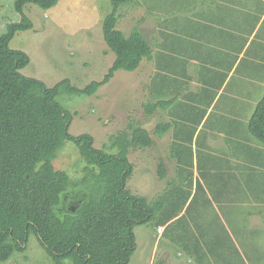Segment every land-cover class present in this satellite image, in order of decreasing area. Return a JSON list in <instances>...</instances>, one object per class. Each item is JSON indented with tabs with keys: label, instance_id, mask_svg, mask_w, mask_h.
<instances>
[{
	"label": "trees",
	"instance_id": "obj_1",
	"mask_svg": "<svg viewBox=\"0 0 264 264\" xmlns=\"http://www.w3.org/2000/svg\"><path fill=\"white\" fill-rule=\"evenodd\" d=\"M57 2L15 0L19 19L0 32V264L27 248L31 232L56 264L65 259H71L72 264H129L137 249L135 227L146 224L165 225L171 221L165 237L186 251L193 238L205 241L210 237V242L211 236L216 235L212 236L215 240L222 239L212 233L214 217L207 221L212 227L198 222L199 234L189 231L185 213H180L191 192L180 193V185L154 199L129 191L127 182L134 171L129 158L131 149L154 143L151 133L139 121H132L128 129L112 139L111 148L116 151L110 153L95 147L90 133L72 135V113L57 100L64 93L93 95L117 70L134 71L144 58H153L150 41L138 27L129 35L117 28L121 8L139 5L141 0H111L113 10L103 21V35L116 58L102 80H93L83 88L69 78L50 87L39 78L23 74L21 70L29 64L30 57L10 46L17 32L33 28V21L25 12L27 3L50 9ZM161 74L157 72L156 76ZM167 103L158 99L144 106L147 113L154 114ZM249 125L264 144V94ZM170 126L169 122L160 123L156 132L164 133ZM66 141L78 145L86 163L81 181L73 180L68 172L54 165L57 152ZM183 159L187 158H178V163ZM164 171L163 165L162 178ZM78 184L90 188L88 198L60 212L64 196ZM195 201L199 200L194 197L191 202ZM228 239L233 241L231 236Z\"/></svg>",
	"mask_w": 264,
	"mask_h": 264
},
{
	"label": "crops",
	"instance_id": "obj_2",
	"mask_svg": "<svg viewBox=\"0 0 264 264\" xmlns=\"http://www.w3.org/2000/svg\"><path fill=\"white\" fill-rule=\"evenodd\" d=\"M139 6L146 7L148 13L157 18L154 31L159 35L150 38L154 45L153 58H144L141 62L148 61L152 71L149 77L152 97L149 101L164 99L168 102L165 108H158L151 116H156L161 110L165 119L160 123L169 122L171 125L159 134L156 130L160 123L156 124L154 133H151L154 143L149 147L165 149L167 154L156 158L159 174L160 168L165 167L163 179L166 186L149 198L161 196L177 185H180V193L190 191V198L180 215L185 213L189 231L198 234V222L219 216L216 214L207 219L208 199L211 203L212 197L221 202L225 220L220 216L219 220L227 224L233 234L236 232L242 243L238 242L233 251L236 258L232 260L230 254L218 251L220 241L212 237L216 235L211 236L213 240L210 242H207L210 237L205 241L193 238L196 243L189 241L186 252L201 255L204 264L207 246L209 253L214 258L217 256L219 264H246L250 261L247 253L252 252V257L256 256L254 250H247L248 242L256 238L257 248L262 246L259 235L264 227V152L259 147L258 150L249 147L241 136H235L240 134L242 112L246 111L243 106L249 93V90H242L250 88L253 82H239L242 89L238 95L232 79L239 70L264 71V0H141ZM157 72L162 74L157 77ZM230 84L232 89L227 95ZM181 103H192L188 108L196 114L189 118L196 121L195 126L184 124L188 115L186 110L189 109ZM228 135L236 137L231 143L242 160L221 152ZM155 136L163 139L167 136L169 141L159 146ZM187 140L192 146H188ZM174 151H177L176 155ZM193 152L192 169L186 172L184 161L190 160ZM185 156L187 159L179 164L178 158ZM191 178V186L185 184ZM194 197L199 201L192 203ZM250 200L252 206L255 204L247 209ZM170 222L162 225L161 232L159 225L146 228L152 232L155 245L149 264L156 263L161 240L166 246L171 242L165 237ZM166 260L168 263L164 255L162 261ZM254 261L257 262L256 259Z\"/></svg>",
	"mask_w": 264,
	"mask_h": 264
},
{
	"label": "rangeland",
	"instance_id": "obj_3",
	"mask_svg": "<svg viewBox=\"0 0 264 264\" xmlns=\"http://www.w3.org/2000/svg\"><path fill=\"white\" fill-rule=\"evenodd\" d=\"M0 5V32H4L10 22L19 19V13L15 9V0H0ZM112 10L111 0H58L57 4L50 9H44L35 3H27L25 12L33 21V28L17 32L10 43L12 48L21 49L30 57L29 64L21 72L43 80L50 87L64 78H69L74 85L80 88L85 87L93 80H102L116 58L115 53L106 44L103 35V21ZM119 13L117 28L126 35H129L133 28L138 27L140 31L146 33L148 39L159 36L154 31L157 18L150 15L146 7L129 4L123 6ZM150 44L153 49L154 45L151 39ZM255 71L252 73L239 70L232 79V84L235 82L237 86L238 95L242 89L239 82H253L250 88L242 90H249V93L243 106L246 111L242 112L241 126L238 129L240 134L235 136H241L249 147L256 150L259 147L264 152V144L251 132L249 125L255 107L264 94V71ZM151 74L149 62L144 61L134 71L117 70L113 78L101 85L93 95L66 93L59 95L57 100L72 113L69 132L72 135L90 133L94 137L95 147L103 148L110 153L116 151L111 148L112 139L121 131L128 129L132 121H139L150 133H154V126L164 121L165 114L161 110L156 116H151L146 112L144 105L152 97L149 87ZM229 89H232L231 84L226 90L227 95L230 93ZM204 100L207 101V99ZM186 104H182V106L187 108L192 106V103ZM188 109L186 110L187 120H184V124L189 123V125L195 126L196 121L189 116L196 113L191 112V108ZM212 118L213 116L210 119ZM235 136H226L227 144L222 146L221 152L226 156L235 155L242 160V156L235 152L236 148L231 143V140H235ZM155 138L156 141L158 140L159 146H163L169 141L167 136L164 139L158 136ZM187 141L188 146H192L191 141ZM166 154L165 149H156L155 146L131 149L129 158L134 165V171L127 182V188L131 193L152 197L166 186L165 180L157 172L156 167V158L164 157L163 155ZM193 156L194 152L191 153L190 160L184 162L186 172L192 169L190 163L193 162ZM54 165L56 168L68 172L75 181H81L84 178L86 163L79 152L78 145L73 141H66L58 150ZM192 180L191 178L185 184H190ZM79 184L70 188L64 196L62 205L59 207L60 212L67 208H74L82 199L88 198L90 188ZM212 201L213 203L206 204L207 219L219 214L221 220H225L224 214L221 212V209L223 210L222 203L213 197ZM253 206L251 200L248 201L247 209ZM219 216H214L215 225L213 227L211 225L212 233H217L222 237L219 239L220 248L218 251L225 255L230 254L229 258L233 260L236 258L233 257V251L236 250L238 242L241 245L242 243L238 234L236 232L233 234L228 225L219 220ZM206 225L210 226L208 222ZM147 227L152 228L150 224L135 227L137 249L129 264L150 263L149 259L155 245L152 232H149ZM230 236L232 239L234 238L233 241H229L228 237ZM167 240L170 242V239ZM259 241H262V246L259 248H257L256 238L248 242L247 250H254L256 256L252 257V252L251 254L246 252L250 259L246 264H264V227L259 235ZM202 246L204 248V242H202ZM205 250L207 254H205L204 264H219L217 256L214 255L216 262L207 246H205ZM164 255L168 258L167 264H182L183 262L185 264H203L201 255L189 254L173 241L166 246V243L161 240L156 263L160 260L162 264H165L162 261ZM255 259L257 262L254 261ZM239 263L243 264V262ZM2 264L56 263L51 260L37 235L31 232L27 248L24 251L15 252L8 261ZM61 264H72V261L65 259Z\"/></svg>",
	"mask_w": 264,
	"mask_h": 264
},
{
	"label": "built area",
	"instance_id": "obj_4",
	"mask_svg": "<svg viewBox=\"0 0 264 264\" xmlns=\"http://www.w3.org/2000/svg\"><path fill=\"white\" fill-rule=\"evenodd\" d=\"M158 230L161 232L163 230V226L162 225H159L158 226Z\"/></svg>",
	"mask_w": 264,
	"mask_h": 264
},
{
	"label": "flooded vegetation",
	"instance_id": "obj_5",
	"mask_svg": "<svg viewBox=\"0 0 264 264\" xmlns=\"http://www.w3.org/2000/svg\"><path fill=\"white\" fill-rule=\"evenodd\" d=\"M165 264H167V260H166V262H164Z\"/></svg>",
	"mask_w": 264,
	"mask_h": 264
}]
</instances>
